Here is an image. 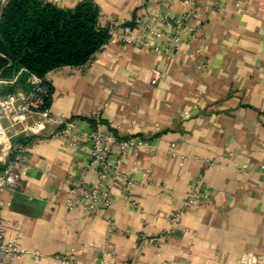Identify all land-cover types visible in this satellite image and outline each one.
Masks as SVG:
<instances>
[{
  "label": "crops",
  "instance_id": "0c3cea01",
  "mask_svg": "<svg viewBox=\"0 0 264 264\" xmlns=\"http://www.w3.org/2000/svg\"><path fill=\"white\" fill-rule=\"evenodd\" d=\"M93 1L99 23H130L137 36L144 35L147 6L169 1L167 31L189 9L181 0ZM195 1L186 22L193 38L170 56L108 41L92 65L48 73L52 113L88 131V119L99 112L119 137L150 147L131 151L121 166L135 179L129 198L136 205L114 181L112 205L86 214L64 202L82 174L86 183L96 181L87 147L74 151L58 138L39 142L19 186L0 190L1 239H17L21 250L41 256L25 253L13 264H59L57 257L81 264L102 257L118 264L130 258L137 264H247L238 262L243 254L264 255V0ZM153 68L161 71L154 85ZM199 175V204L172 226L171 213ZM140 235L154 241L143 243Z\"/></svg>",
  "mask_w": 264,
  "mask_h": 264
},
{
  "label": "built area",
  "instance_id": "2783aa9c",
  "mask_svg": "<svg viewBox=\"0 0 264 264\" xmlns=\"http://www.w3.org/2000/svg\"><path fill=\"white\" fill-rule=\"evenodd\" d=\"M42 1L60 6L66 0ZM181 2L189 9L181 14L170 31L166 30L169 1L157 6H147L148 19L141 25L143 36H137L135 28L130 23L110 20L103 24L99 23V26L107 30L108 41H118L165 58L180 51L181 44L188 43L194 35L193 29L186 22L194 14L196 1L181 0ZM5 3L6 0L2 5ZM93 56L84 66L93 64ZM48 73L43 77L29 76L27 78L29 86L26 90L19 89L0 95V164L2 166L0 190H15L20 184L23 170L28 165L27 155L30 150L35 148L39 142L58 138L67 148L74 151L87 147L88 165L96 172L94 184L86 183L82 174L77 184L70 185L64 205L69 209L77 208L86 214H97L100 210L112 205V184L114 181L121 186L124 196L129 198L135 179L131 174L123 172L121 166L131 151L140 146L150 147V144L131 135L119 137L113 130L103 125L99 112L91 114L89 120L92 121V124L88 131L82 129L77 120L52 113L46 104V99L50 97ZM160 77L161 71L158 68L150 70V84H156ZM13 82L14 79L11 81L0 79V87L2 84ZM49 125L54 128L49 135H44ZM17 137H21L20 141L13 142L12 138ZM115 149L118 151L113 155ZM246 168L247 164H243L240 170L244 171ZM141 175L143 180H148L149 171L145 170ZM203 187L202 176L199 175L195 185L187 193L182 207L171 213L169 222L172 226L178 223L186 211L199 204ZM131 203L136 205L134 201ZM3 224L4 220H0V264H13L20 260L25 253H29L34 258H41L37 252L21 250L17 239L3 241L1 239ZM108 225L110 230L114 229V224L111 221H108ZM139 240L143 243L154 241L153 238L144 235H140ZM91 249L93 248L91 247ZM56 261L59 264H81L65 257H57ZM238 262L264 264V255L243 254ZM88 264L118 263L113 257H102L94 259ZM120 264H137V262L130 258Z\"/></svg>",
  "mask_w": 264,
  "mask_h": 264
},
{
  "label": "trees",
  "instance_id": "16d2710c",
  "mask_svg": "<svg viewBox=\"0 0 264 264\" xmlns=\"http://www.w3.org/2000/svg\"><path fill=\"white\" fill-rule=\"evenodd\" d=\"M108 39L93 0L70 9L42 0H6L0 12V79L14 82L2 85L0 95L26 90L31 75L84 66Z\"/></svg>",
  "mask_w": 264,
  "mask_h": 264
},
{
  "label": "rangeland",
  "instance_id": "374dc122",
  "mask_svg": "<svg viewBox=\"0 0 264 264\" xmlns=\"http://www.w3.org/2000/svg\"><path fill=\"white\" fill-rule=\"evenodd\" d=\"M2 85H4V84H2ZM2 85H1V86H2ZM12 141L14 142V138H12Z\"/></svg>",
  "mask_w": 264,
  "mask_h": 264
},
{
  "label": "water",
  "instance_id": "95a60500",
  "mask_svg": "<svg viewBox=\"0 0 264 264\" xmlns=\"http://www.w3.org/2000/svg\"><path fill=\"white\" fill-rule=\"evenodd\" d=\"M4 5H5V4L2 5L1 10H2V8L4 7Z\"/></svg>",
  "mask_w": 264,
  "mask_h": 264
}]
</instances>
